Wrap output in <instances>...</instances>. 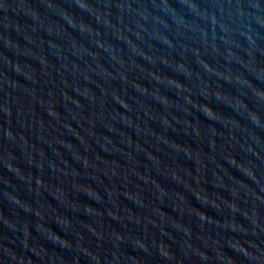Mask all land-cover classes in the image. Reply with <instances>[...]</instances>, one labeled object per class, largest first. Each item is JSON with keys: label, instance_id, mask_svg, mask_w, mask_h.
<instances>
[{"label": "water", "instance_id": "1", "mask_svg": "<svg viewBox=\"0 0 264 264\" xmlns=\"http://www.w3.org/2000/svg\"><path fill=\"white\" fill-rule=\"evenodd\" d=\"M0 264H264V0H0Z\"/></svg>", "mask_w": 264, "mask_h": 264}]
</instances>
